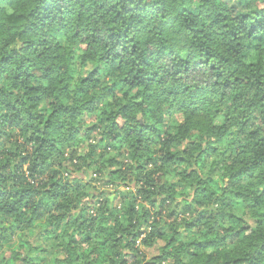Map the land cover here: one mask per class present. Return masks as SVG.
Returning <instances> with one entry per match:
<instances>
[{
	"label": "clouds",
	"instance_id": "clouds-1",
	"mask_svg": "<svg viewBox=\"0 0 264 264\" xmlns=\"http://www.w3.org/2000/svg\"><path fill=\"white\" fill-rule=\"evenodd\" d=\"M0 264H264V0H0Z\"/></svg>",
	"mask_w": 264,
	"mask_h": 264
}]
</instances>
